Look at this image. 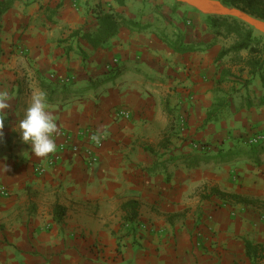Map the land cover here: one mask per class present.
Returning a JSON list of instances; mask_svg holds the SVG:
<instances>
[{
	"label": "crops",
	"instance_id": "crops-1",
	"mask_svg": "<svg viewBox=\"0 0 264 264\" xmlns=\"http://www.w3.org/2000/svg\"><path fill=\"white\" fill-rule=\"evenodd\" d=\"M0 2L3 17L30 14L14 22L26 54L0 56V264H264L247 253L264 249V147L243 142L264 131V89L233 55L218 59L231 45L207 19L173 0ZM101 10L135 25L100 48L72 37L97 31ZM41 91L58 129L45 158L14 131Z\"/></svg>",
	"mask_w": 264,
	"mask_h": 264
},
{
	"label": "trees",
	"instance_id": "trees-1",
	"mask_svg": "<svg viewBox=\"0 0 264 264\" xmlns=\"http://www.w3.org/2000/svg\"><path fill=\"white\" fill-rule=\"evenodd\" d=\"M224 4L228 6H234L243 11L249 13L250 15L264 20V0H221ZM8 6L3 5L0 2V17L7 11ZM209 27L212 29V33L219 37H234V43L221 51L218 59H222L226 56L233 55L240 63H245V65L250 69L252 75H257L261 79L262 88L264 89V37L256 33L251 27L245 23L229 17H207ZM97 31H76L72 34L73 38H79L94 48L103 47L112 38H114L124 26H133V22L128 21L122 14L107 12L101 10L97 16ZM171 49H176L173 42H168ZM199 50H201L199 48ZM178 52L187 53L196 51V48L192 46H186L181 44L179 48L176 49ZM247 52V57L244 58L241 53ZM116 68H111L109 74L116 73ZM258 106L264 105V96L260 98ZM253 104L250 102L248 107H252ZM224 109V104L221 102L216 108L208 112L205 124L217 121L220 117L222 110ZM263 134V133H262ZM246 141V140H245ZM243 141V142H245ZM229 198L237 199L236 195H226ZM138 204L136 202H129L124 206L125 210H130V213L126 217V221L133 225L138 217ZM65 209L56 208V219L61 221V218L65 215ZM252 244H247V253L255 257L264 258V249L261 247V254H258V247L253 250Z\"/></svg>",
	"mask_w": 264,
	"mask_h": 264
},
{
	"label": "clouds",
	"instance_id": "clouds-1",
	"mask_svg": "<svg viewBox=\"0 0 264 264\" xmlns=\"http://www.w3.org/2000/svg\"><path fill=\"white\" fill-rule=\"evenodd\" d=\"M10 96L7 91H0V130L10 108ZM46 93L43 91L32 94L31 102L26 108L23 118L18 120L14 131H17L23 143L30 145L31 152L38 158H45L56 151L57 144L54 135L57 134V124L48 110ZM3 132L0 131V138Z\"/></svg>",
	"mask_w": 264,
	"mask_h": 264
},
{
	"label": "rangeland",
	"instance_id": "rangeland-1",
	"mask_svg": "<svg viewBox=\"0 0 264 264\" xmlns=\"http://www.w3.org/2000/svg\"><path fill=\"white\" fill-rule=\"evenodd\" d=\"M20 2L23 3L22 0H20ZM23 4H26V3L24 2ZM20 8H22V7H20ZM192 12H195V11L192 10ZM28 15L30 16L29 13H28ZM28 15H27V13L24 15L22 13L14 14V13L9 12L5 17H3V16L0 17V56H2V55L4 56V54H6V53H8V54L14 53V54L22 55V56L24 54H26L24 51H21V49H20V46L22 45V42H23L25 35H26L25 34L26 28L24 26H20L19 28L15 29L14 22H16V20H18V18L20 16L23 20H25V17H29ZM200 17L207 19V17L203 16V15H200ZM206 24H208V26H209L208 20H206ZM185 25H187V24H185ZM21 28L24 29L23 32H21ZM209 31L212 33L211 28L209 29ZM201 35L206 37L205 34L201 33ZM212 35L215 38L220 39L222 42H224L226 40L227 46L232 45L235 41L234 37H225V36L217 37L213 33H212ZM15 41H17V42L15 43ZM263 43H264V39H263ZM244 54H246V53H244ZM1 64H3V63L0 62V65ZM7 83H8V85L11 84V82H7ZM262 133L264 134V131L261 132V134ZM253 136H255V135H250V138ZM246 141L244 142V144L246 145V146L244 145L245 148L247 147L250 149H254V148L257 149V148H262V146L264 147V145H263L264 142L260 143L257 146H249L246 144ZM255 154H259V150H256Z\"/></svg>",
	"mask_w": 264,
	"mask_h": 264
},
{
	"label": "water",
	"instance_id": "water-1",
	"mask_svg": "<svg viewBox=\"0 0 264 264\" xmlns=\"http://www.w3.org/2000/svg\"><path fill=\"white\" fill-rule=\"evenodd\" d=\"M177 7L187 8L206 17H229L239 20L256 33L264 36V20L250 15L234 6H228L221 0H173Z\"/></svg>",
	"mask_w": 264,
	"mask_h": 264
},
{
	"label": "built area",
	"instance_id": "built-area-1",
	"mask_svg": "<svg viewBox=\"0 0 264 264\" xmlns=\"http://www.w3.org/2000/svg\"><path fill=\"white\" fill-rule=\"evenodd\" d=\"M117 60H114L113 64H116ZM111 66H109L107 69L110 70ZM118 115L124 118H128L129 117V113L126 111H119ZM182 123H185V117L182 118ZM264 142V134H255V136L253 137H249L248 140L246 141V144L249 146H257L260 143ZM94 161H96V158H93ZM51 165V164H50ZM42 171V169L40 170V172ZM0 191L3 192V189L0 187Z\"/></svg>",
	"mask_w": 264,
	"mask_h": 264
}]
</instances>
